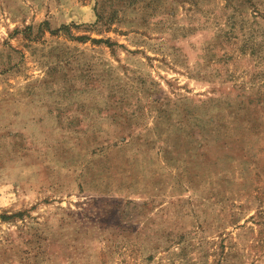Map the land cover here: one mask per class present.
I'll list each match as a JSON object with an SVG mask.
<instances>
[{"label":"rangeland","instance_id":"rangeland-1","mask_svg":"<svg viewBox=\"0 0 264 264\" xmlns=\"http://www.w3.org/2000/svg\"><path fill=\"white\" fill-rule=\"evenodd\" d=\"M0 264H264V0H0Z\"/></svg>","mask_w":264,"mask_h":264}]
</instances>
